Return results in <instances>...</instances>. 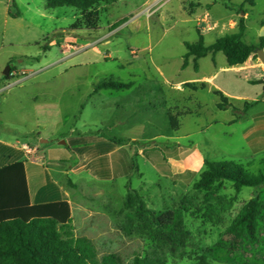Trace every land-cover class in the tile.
Returning <instances> with one entry per match:
<instances>
[{"label":"rangeland","instance_id":"rangeland-1","mask_svg":"<svg viewBox=\"0 0 264 264\" xmlns=\"http://www.w3.org/2000/svg\"><path fill=\"white\" fill-rule=\"evenodd\" d=\"M205 1L213 4L211 17L207 22L197 21L204 13ZM194 3L198 0H117L107 12L104 6L99 8L98 29L77 30L94 37L110 32V44L98 45L104 59L94 67L97 80L135 83L130 91H107L87 101L85 91L73 87L62 99L70 123L79 131L104 129L101 119L116 121L127 112L131 126L121 127L120 133L116 130L113 135L134 140L125 141L130 145L119 154L124 163L116 167L113 179L97 178L94 166L86 163L80 178H74L77 185L73 188L66 176L55 175L54 162H47L53 167L51 174L61 194L69 193L75 235L89 239L99 259L114 254L129 264L136 255L150 251L148 239L128 236L122 230L128 213L124 207L127 194L136 190L152 210L183 212L191 239L187 248L169 256L167 264H264V210L258 222V243L236 242L227 234L248 202L259 199L264 204V188L246 187L237 193L228 181L221 188H194L206 169L205 160L234 161L251 173L264 172V84L250 83L263 80L264 71L230 67L222 53L200 59L198 71L190 57L188 67L182 69L185 43L198 42L199 31L208 46L238 32V27L230 24L233 14L246 18L243 40L258 47L264 28V0H204L196 15L192 14ZM9 12L19 16L10 18ZM79 17L75 9L67 7L48 11L45 0H0V72L10 66L4 63L10 54H19L11 63L19 69L44 61L49 50V59L61 57L57 45L62 41L61 29L73 31L71 26ZM254 59L261 61L258 55ZM58 71L51 70L44 77ZM214 75L206 89L193 91L183 86ZM177 85H182L179 90ZM218 91L237 111L217 107ZM246 101L257 104L235 121ZM12 117L19 132L31 128V114ZM134 158L138 171L133 169Z\"/></svg>","mask_w":264,"mask_h":264},{"label":"trees","instance_id":"trees-1","mask_svg":"<svg viewBox=\"0 0 264 264\" xmlns=\"http://www.w3.org/2000/svg\"><path fill=\"white\" fill-rule=\"evenodd\" d=\"M117 0H45L48 11L58 8H72L79 13V18L71 26L72 30H96L100 26V7L110 5ZM14 5V2H13ZM229 8L228 5H226ZM18 17V14H12ZM245 17L238 21V32L218 38L213 44L206 45L204 36L199 31L196 43H185L187 53L182 69L187 68L189 58H194L195 70L198 60L222 53L230 67L242 65L250 57H256L259 49H264V36L260 37L259 46L249 45L244 40L246 31ZM264 25V22H263ZM13 69H10V75ZM7 76L5 78L10 77ZM254 84H264L255 81ZM133 82L108 80L98 84V90H127ZM193 90L204 89L206 84L186 83ZM221 110L232 108L237 111L229 98L221 91L217 92ZM256 101H246L242 115H247ZM112 139V138H111ZM117 141L116 139H112ZM118 142H122L119 140ZM75 157H73L74 159ZM71 160L74 166L77 162ZM70 162V161H69ZM206 169L195 183L197 190H208L215 186L221 188L226 181L232 182L237 193L243 188H264V172L251 173L242 164L234 161L205 160ZM133 169L139 167L135 158ZM69 184L75 188L76 186ZM128 210L122 230L128 236H142L152 245L145 255H136L129 264H167L170 255L188 247L191 234L186 228L183 212L180 209L152 210L136 190H130L124 204ZM264 204L259 199L248 202L227 228V234L236 242L246 240L258 243V222L262 216ZM203 259V258H202ZM0 264H123L114 255L97 257L92 242L74 233L71 205L66 200L32 204L30 200L25 164L22 161L0 167Z\"/></svg>","mask_w":264,"mask_h":264},{"label":"crops","instance_id":"crops-1","mask_svg":"<svg viewBox=\"0 0 264 264\" xmlns=\"http://www.w3.org/2000/svg\"><path fill=\"white\" fill-rule=\"evenodd\" d=\"M202 1L204 0H198V3L192 5L194 6L192 14L196 15V9L203 5ZM108 6H104V11H108ZM212 6L211 1H205L204 13L201 19L197 18L196 20L209 21L211 17L209 11H211ZM9 17L12 18L10 12ZM240 18L239 14H233L230 24L238 27ZM215 26L216 24H214ZM61 30L62 41L57 44L61 51V57L55 60L49 59V55L52 53L49 50L44 55V61H39L30 68L24 67L21 69L11 65L13 57H18L19 54H10L4 60V63L10 65V69H13V76L10 75L9 78H5L7 76L3 74L4 72H0V167L19 161L24 162L31 203L42 204L66 200L71 205L73 217L69 193L64 192L61 194L56 177L51 172L54 170L55 175L60 176V178L66 176V179H70L76 186L77 182L74 178H80L83 173L81 170L90 164L94 166L97 178L113 179L116 167H120L121 162L124 163V157L119 158V154H123L128 149L129 142L134 139L113 135L116 130L120 133L119 129L121 127L131 126L126 111L123 112V118H118L116 121H113L112 118L101 119V125L105 128L91 129V132L79 131L70 123V117L66 114L62 104V99L69 89L75 87L80 93L85 91V96L82 95L86 101L102 95L103 92L115 91L95 90L98 84L106 81L97 80L98 71L94 67L98 65L100 60L104 59L98 45L110 44L108 39L110 32L102 37H94L92 33ZM24 56L22 55V57ZM213 56L216 57V54ZM107 57L110 59L111 55L107 54ZM23 61L22 59L20 63H23ZM248 66L250 68H260L264 71V65L261 61H255L253 56L246 63L235 67L240 69ZM55 69H59L56 74L44 77L47 72ZM19 71L26 74L22 80H19V83L24 82L21 87L15 88L17 84L4 90L5 86L13 83L11 81L18 77L14 75H19ZM214 77L215 75L209 77L207 81L196 84L201 85L204 83L206 84L204 89H206ZM261 81H264V79ZM254 82L250 80V83L254 84ZM180 86L182 85H177L176 88L178 89ZM134 87L135 83L132 88L121 91H130ZM81 105L84 107V104ZM23 107L26 108L23 109ZM11 109L17 112L13 113ZM30 114L33 122L31 128L26 132H19L15 128L18 122L15 121L12 115L21 119ZM30 140L34 141L30 142ZM119 140L122 142H118ZM73 157H75V160ZM72 159L77 162L74 166L68 164ZM48 160L54 162L56 167L47 166ZM63 190L65 189L63 188Z\"/></svg>","mask_w":264,"mask_h":264},{"label":"water","instance_id":"water-1","mask_svg":"<svg viewBox=\"0 0 264 264\" xmlns=\"http://www.w3.org/2000/svg\"><path fill=\"white\" fill-rule=\"evenodd\" d=\"M261 36H264V28L262 29ZM258 57L260 58L261 62L264 65V49H259L258 50ZM3 74L5 76H9L10 75V66L7 67V69L4 71Z\"/></svg>","mask_w":264,"mask_h":264},{"label":"built area","instance_id":"built-area-1","mask_svg":"<svg viewBox=\"0 0 264 264\" xmlns=\"http://www.w3.org/2000/svg\"><path fill=\"white\" fill-rule=\"evenodd\" d=\"M25 75H26L25 73H20L19 75L15 74L14 76H18V77H19V76H23V77H24ZM11 76H13V74H11ZM21 80H22V79H21ZM19 82H20V81L18 80V81H16V82L9 83L7 86L4 87V90H5V89H9V88H11V87H13V86L19 84Z\"/></svg>","mask_w":264,"mask_h":264}]
</instances>
